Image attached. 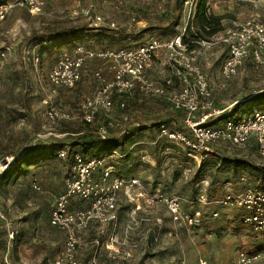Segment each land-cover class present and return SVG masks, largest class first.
<instances>
[{
  "label": "rangeland",
  "instance_id": "rangeland-1",
  "mask_svg": "<svg viewBox=\"0 0 264 264\" xmlns=\"http://www.w3.org/2000/svg\"><path fill=\"white\" fill-rule=\"evenodd\" d=\"M176 1L181 0H44L41 13L15 8L0 22V47L10 46L9 52L0 57V159L7 156L9 165L31 148L32 142L46 150L45 156L22 164L11 177H0V264H52L64 242V232L48 222L49 194L62 188L68 167L66 160L55 156L54 149L59 145L69 147L68 143L78 137L72 132L74 128H89L81 118L79 105L94 91V69L105 63L89 59L82 81L67 88L48 81L55 57L64 51L72 52L77 45L130 47L151 36H172L190 21L181 2L179 23L173 32H165L166 13H171ZM89 3L104 16V22L92 24L83 18H69L71 8ZM207 4L214 13L225 15L221 20L224 27L246 18L264 23V0H207ZM107 21H115L117 27H109ZM75 24L96 28L85 29L67 42L45 39V30ZM193 49L196 62L208 78L215 107L231 106L234 117L247 113L252 106L264 108V47L260 61L247 55L229 78L220 72L225 49L219 45L206 48L199 43ZM32 54L38 55V60ZM147 75L159 83L170 79L171 87L180 84L162 57L153 60ZM127 103L130 120L124 122L125 129L119 133L122 142L117 150L122 156L114 159V168L126 179L139 177L154 201L148 205L139 199L141 207L133 212L135 200L121 193L116 223L106 225L102 231L92 227L85 232L88 245L78 252V257L86 259L97 248L96 257L104 264H235L240 248L264 251V232L244 223L239 227L243 209L213 201L246 189L264 190V180L263 186H258L260 174L255 167L232 168L220 160L225 155L264 165L253 141L244 150L216 143L213 151L197 162L188 158L181 144L156 140L157 127L129 125L133 119L142 125L153 124L168 108L166 100L139 96ZM50 104L68 111L70 118L45 120L44 111ZM209 122L220 125L223 117ZM34 183L41 189L36 190ZM172 193L180 197L179 220L173 219L164 201ZM200 194H204L205 202L200 201ZM184 214H194L193 221L189 223ZM96 238L99 245L93 244Z\"/></svg>",
  "mask_w": 264,
  "mask_h": 264
},
{
  "label": "built area",
  "instance_id": "built-area-1",
  "mask_svg": "<svg viewBox=\"0 0 264 264\" xmlns=\"http://www.w3.org/2000/svg\"><path fill=\"white\" fill-rule=\"evenodd\" d=\"M182 3L189 21L194 17L197 0H182ZM43 6L44 0H0V22L15 8L39 14ZM69 18H83L92 24L104 22V16L92 4L71 8ZM107 25L117 27L115 21H107ZM184 29L185 25L182 31L172 36L164 39L151 36L130 47L84 48L77 45L72 52L64 51L55 57L47 74L48 81L55 86L73 88L81 81L83 66L89 59L103 60L104 67L93 71L96 80L94 91L85 96L79 105L83 122L93 125L98 136H109L110 130L115 127L120 133L124 131V122L130 120L128 98L135 95L159 96L168 102V110L177 116L171 126L160 125L156 140L181 144L186 155L197 162L213 150L216 143L225 142L230 148L243 150L250 141H254L264 158V109L252 106L247 113L234 117L230 114L231 106L228 109L215 107L208 78L196 62L194 49L189 50L182 42ZM198 43L206 48L219 45L225 49L226 56L220 64V72L224 78H229L236 74L247 55L257 62L261 60L264 23L246 18ZM9 50V45H1L0 57H4ZM26 52L30 53V50ZM32 57L38 60V55L32 54ZM160 57L179 79L180 84L176 88L171 87L170 79L159 83L148 77V68L155 58ZM221 117L222 124H210V120ZM68 118V111L52 104L44 111V119L50 122ZM140 124L136 119L129 122L131 126ZM35 145V142L31 143V146ZM56 156L64 159L67 150L59 148ZM120 156L122 154L117 148L97 156H86L80 151L70 154L62 188L49 194L48 222L64 232L63 245L53 256L52 264H104L96 257L97 248L86 259L78 257V252L88 245L84 233L92 227L102 231L106 225L116 223L117 202L121 193L135 200L133 212L141 207L139 199H144L148 205L154 201L139 177L126 179L117 173L113 163ZM5 158L9 161L7 156ZM5 166H0V171ZM33 186L36 190L41 189L36 183ZM200 198V201H206L204 194H200ZM164 201L173 219H181L180 197L172 193ZM213 201L243 209L242 221L253 230L264 232V190L246 189L237 195L227 194ZM195 212L198 214L199 210ZM184 215L189 223L193 221L194 214ZM110 239L116 241L114 237ZM98 240L94 239L93 244L99 245ZM235 264H264V251L240 248L236 251Z\"/></svg>",
  "mask_w": 264,
  "mask_h": 264
},
{
  "label": "trees",
  "instance_id": "trees-1",
  "mask_svg": "<svg viewBox=\"0 0 264 264\" xmlns=\"http://www.w3.org/2000/svg\"><path fill=\"white\" fill-rule=\"evenodd\" d=\"M181 2L182 0L176 1L171 10V13L170 14L166 13L167 22H166L165 27L163 26L165 32H173L175 30V26L179 23L181 9H182ZM224 17H225L224 14L214 13L212 10H210L207 4V0H198L196 3V7H195L194 17L187 23L183 33L181 34L182 42L186 44L189 50H192L198 44V41L205 40L209 38L212 34L224 28V25L222 24V21H221ZM94 28L96 27L77 25V24L62 25L57 28L45 30V36H46L45 39L56 40L58 42H60L61 40H65L67 42V41L74 40L77 37H79L80 34L85 29L92 30ZM137 97L139 96L135 95L133 97L128 98L126 101H128L129 99H137ZM258 107L264 109L261 106H258ZM98 116H102V114H98ZM176 116H177L176 114H174L167 108L165 113L162 114L153 124L142 125V123L140 122L141 124L139 126H132V127L149 128L152 125L153 127H157V130H158L160 128V125L162 124L171 126ZM84 124L86 127H89V128L83 129L81 127H76L72 130V132L75 133L76 136L78 137H75L73 141L68 143V146H69L68 148H65L64 146L59 145L54 149L55 156H56V151L59 148H65L67 150V156L62 160H66L68 165L70 163V154L73 151H80L86 156H97V155H102L109 149L118 148L121 145L122 141L120 139V136H119L120 132L117 127H115L117 129V132H111L110 130L109 136L100 137L96 134L93 125H88L86 123ZM115 128H113L112 130L114 131ZM85 132H88L89 134H92V135L82 136V134H85ZM253 143L256 145L254 141ZM45 151L46 150L44 146H36V147L32 146L31 148L24 151L19 158L9 163L8 167L2 171L0 177H4V179L7 177H11L17 170L21 168L22 164L28 165L29 163L39 160L40 158L45 156ZM212 151L213 150L207 152L206 155L203 157V159H205V157ZM185 154H186V151H185ZM203 159H201V161H203ZM220 160L222 163L228 164L232 168H237L239 166L255 167L259 171V174H260L259 181L261 182L258 184V186L259 187L263 186L262 180H264V165L254 164L246 158L229 157L225 155H221ZM255 190H258V189H255ZM241 218H242V215L240 216L241 223L239 224V227L244 226L243 225L244 222L242 221Z\"/></svg>",
  "mask_w": 264,
  "mask_h": 264
},
{
  "label": "water",
  "instance_id": "water-1",
  "mask_svg": "<svg viewBox=\"0 0 264 264\" xmlns=\"http://www.w3.org/2000/svg\"><path fill=\"white\" fill-rule=\"evenodd\" d=\"M0 163H1L2 165H6V166H8V161L6 160L5 157H2V158L0 159Z\"/></svg>",
  "mask_w": 264,
  "mask_h": 264
},
{
  "label": "crops",
  "instance_id": "crops-1",
  "mask_svg": "<svg viewBox=\"0 0 264 264\" xmlns=\"http://www.w3.org/2000/svg\"><path fill=\"white\" fill-rule=\"evenodd\" d=\"M89 4H91V3H89ZM85 5V4H84ZM96 11H98V10H96ZM91 25V24H90ZM226 52V51H225ZM226 55V54H225ZM224 59V58H223ZM87 63V62H86ZM86 63L84 64V66H83V70H82V79H83V72H84V69H85V66H86ZM96 69V68H95ZM94 69V70H95ZM82 79H81V81H82ZM118 214V213H117ZM159 217H155V219H158ZM106 246H108V245H106Z\"/></svg>",
  "mask_w": 264,
  "mask_h": 264
},
{
  "label": "bare ground",
  "instance_id": "bare-ground-1",
  "mask_svg": "<svg viewBox=\"0 0 264 264\" xmlns=\"http://www.w3.org/2000/svg\"><path fill=\"white\" fill-rule=\"evenodd\" d=\"M0 166H3L4 167V165H2V164H0Z\"/></svg>",
  "mask_w": 264,
  "mask_h": 264
}]
</instances>
